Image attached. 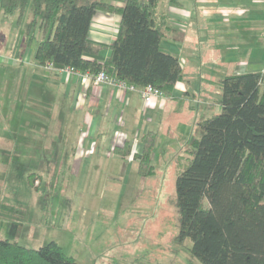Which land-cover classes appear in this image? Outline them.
<instances>
[{
  "label": "rangeland",
  "instance_id": "obj_1",
  "mask_svg": "<svg viewBox=\"0 0 264 264\" xmlns=\"http://www.w3.org/2000/svg\"><path fill=\"white\" fill-rule=\"evenodd\" d=\"M28 20V6L22 15L5 14L0 7L1 238L32 248L56 241L76 264H200L189 251V238L175 241L180 225L175 177L185 163L184 149L189 136L202 134L196 122L221 110L220 84L207 81L211 89L205 92L200 86L198 40L195 49L185 45L193 38L189 34L162 41L188 59L190 94L195 95L177 100L173 115H166L153 146L154 174L144 177L135 171L137 161L121 158L91 156L80 166V161L51 160L50 140L35 127L36 120L51 119L36 114L34 95L41 82L31 77L32 70L49 72L35 66L42 34L36 28L27 35ZM202 100L214 103L204 107ZM26 103L33 106L31 113ZM177 112H186L180 123ZM37 149L44 156L35 155Z\"/></svg>",
  "mask_w": 264,
  "mask_h": 264
},
{
  "label": "trees",
  "instance_id": "obj_2",
  "mask_svg": "<svg viewBox=\"0 0 264 264\" xmlns=\"http://www.w3.org/2000/svg\"><path fill=\"white\" fill-rule=\"evenodd\" d=\"M119 2V3H117ZM29 7L27 35L41 32L34 58L54 69L108 76L136 87L151 84L171 96L184 79L180 58L164 51V16L158 0H0L5 14ZM99 11L120 16L107 57L89 38ZM221 110L198 122L202 134L184 149L175 177L180 225L175 241L191 240L200 264H264V69L225 75L220 80ZM155 133L143 136L138 173L153 172ZM114 152L128 155L124 141ZM33 179L29 178L32 185ZM0 264H76L56 241L37 248L0 236Z\"/></svg>",
  "mask_w": 264,
  "mask_h": 264
},
{
  "label": "crops",
  "instance_id": "obj_3",
  "mask_svg": "<svg viewBox=\"0 0 264 264\" xmlns=\"http://www.w3.org/2000/svg\"><path fill=\"white\" fill-rule=\"evenodd\" d=\"M161 4L159 7L158 0L157 10L164 16L167 30L160 44L164 51L178 55L184 75V79L175 84L171 96L154 97L146 106L140 94L141 87L129 89L116 84H83L77 74L49 70L35 62L36 67L49 72L42 74L32 70L31 77L41 82L36 84L40 88L34 95L37 101L34 104L39 111L36 114L51 119L48 123L36 120L35 126L50 140L54 156L51 160L80 161V166L84 158L91 156L97 161L102 157L113 161L121 158L124 162L137 161L135 171L139 174V159L134 154L142 151L143 136L148 132L155 133V146L159 131L164 128L165 117L172 114L177 100L194 98L195 95L190 94L188 59L181 58V54L167 44L164 48L162 41L165 38L177 41L179 35L189 34L193 38L185 45L192 49L197 47L195 42L198 40L199 53L196 55L199 56V82L203 92L211 89L207 81L214 80L219 85L225 75L264 69V0H168L166 3L163 0ZM119 22V14L105 11L97 12L92 19L89 38L105 45L100 51L103 57L110 53L109 45L115 39ZM212 103L201 101L204 107ZM26 105V111L31 113L29 109L33 106ZM187 107L185 105V109ZM189 107L193 108V105ZM185 114H175L177 123ZM190 139L189 136L188 141ZM125 140L129 142L131 152L125 156L114 152V147L121 146ZM39 144L43 143L40 141ZM35 155H43L41 149H37ZM110 169L113 170L110 167L108 171Z\"/></svg>",
  "mask_w": 264,
  "mask_h": 264
},
{
  "label": "built area",
  "instance_id": "obj_4",
  "mask_svg": "<svg viewBox=\"0 0 264 264\" xmlns=\"http://www.w3.org/2000/svg\"><path fill=\"white\" fill-rule=\"evenodd\" d=\"M44 68L53 70L54 66L51 61H47L44 65ZM59 71H62L66 74L73 73L77 74L80 77V81L83 84H94V85H99V84H116L121 88H129V89H134L135 86L131 84H127L124 81L116 80L110 76H108L106 73L103 71H100L99 73L93 75L88 72H79L77 70H74L73 68L70 67H64L60 68ZM140 94L143 100L144 105L148 106L153 102L154 97L161 96L163 93L156 87H154L151 84H147L140 89Z\"/></svg>",
  "mask_w": 264,
  "mask_h": 264
}]
</instances>
